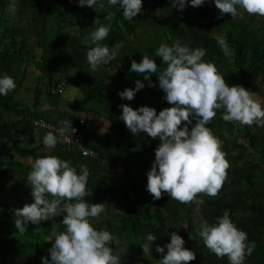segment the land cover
Wrapping results in <instances>:
<instances>
[{
  "label": "trees",
  "instance_id": "trees-1",
  "mask_svg": "<svg viewBox=\"0 0 264 264\" xmlns=\"http://www.w3.org/2000/svg\"><path fill=\"white\" fill-rule=\"evenodd\" d=\"M11 2L0 0V78L7 75L16 85L6 96L0 95V183L7 182L8 175L15 172H23L27 180L32 165L20 159L54 155L69 161L77 174L81 173V166L88 170V195L84 200L105 205V212L101 213L105 217L97 225L91 224L97 230H107L125 239L128 251L121 264H160L167 248L165 253H159L155 247L170 242L172 232L184 239L185 248L196 253V259L189 264H229L227 257L217 258L204 245L193 220L192 204H181L167 193L154 200L146 190V181L142 182L140 176L151 168L160 140L143 132L134 136L119 118L120 105L127 104L133 109L149 106L157 113L172 106L159 87V71L151 75L155 87H150L144 76L131 72L130 67L132 60L140 62L143 56H148L154 59L158 70H163L166 65L156 56V51L161 44L172 46L176 41L190 49H205L202 60L214 64L229 86L238 84L264 97V17L248 14L239 6L235 17L221 14L214 0H204L198 7L186 3L182 11L173 7L171 0H142V11L133 20H125L119 5L111 6L107 0H98L105 7L95 9L79 6L78 0H17L13 14L19 20L13 24L4 16ZM99 26H110L109 35L101 43L118 51L121 58V64L113 72L107 71L105 77L90 70L87 51L94 45L82 43ZM139 35L144 41L133 40ZM215 35H226L230 55H224ZM36 49L41 50L39 56ZM29 63L35 64L41 77L50 71L52 74L54 67L67 75L68 83L81 89L95 103L84 108L106 117L109 136L96 141L87 139L85 120L80 123V117L73 111L58 108V97L64 90L61 93L51 90L60 82L59 78L46 81V95L42 88H37L31 106H20L13 94L23 85ZM114 65L116 58L105 64L108 70ZM106 79L112 81L111 87L105 85ZM136 80L142 81L144 88L132 100L121 99L118 93L134 88ZM43 94L51 98L53 105L47 110L39 108ZM98 105L101 114L96 112ZM221 115L222 110H217L216 117L206 127L220 141L230 167L216 197L198 196L204 200L201 215L213 225L217 217L227 214L247 234V243L254 246L244 264H264V126L225 122ZM32 118H42L58 127L70 120L72 126L79 128L85 145L96 150L98 157L84 158L76 149H64L58 142L49 152L28 146L25 140L31 139L35 129L55 135L51 130L33 126ZM195 122L192 118V123L187 125L189 130ZM237 134L240 140H236ZM118 166L122 167V181L114 185L108 177ZM20 191L19 208L34 202L28 183ZM46 198L52 199L50 195ZM117 205L120 212L112 210ZM14 216L9 204L0 202V264H42V257L50 260L51 241L47 243L46 238L54 240L53 232L66 230L62 224L64 213L39 225L29 222L23 233L16 230ZM148 234L156 239L151 255L145 256L140 246L146 243Z\"/></svg>",
  "mask_w": 264,
  "mask_h": 264
},
{
  "label": "clouds",
  "instance_id": "clouds-1",
  "mask_svg": "<svg viewBox=\"0 0 264 264\" xmlns=\"http://www.w3.org/2000/svg\"><path fill=\"white\" fill-rule=\"evenodd\" d=\"M111 6L119 5L125 20H133L142 11V0H107ZM173 7L183 10L186 3L192 7L201 6L204 0H171ZM221 14L237 16V6L248 14L264 17V0H214ZM79 6L87 5L95 9L104 8L98 0H78ZM10 11L17 10V0H12ZM110 26H99L82 43L94 45L87 51V61L91 72L98 66L108 64L117 57L115 50H110L101 42L109 35ZM214 39L225 56L230 55L226 35H215ZM206 50L190 49L179 41L172 46L161 44L156 56L166 65L158 70L154 59L143 56L140 62L131 61V72L144 76L150 87H155L150 77L157 75L159 87L165 93L166 101L172 105L158 113L155 108L140 106L133 109L127 104L120 105V119L135 136L141 132L149 137L159 138L160 144L155 149V160L147 173L146 190L154 200L167 193L169 198L181 204L204 203L198 199L201 194L216 197L227 178L230 167L221 151L220 141L212 134L209 127L216 117L217 110H222L221 119L225 122L241 125L264 126V108L253 98L252 92L241 85L229 86L219 74L214 64L204 62ZM144 83L135 81L134 88H125L118 95L121 99L132 100ZM16 87L13 78L5 75L0 78V95H7ZM195 118V125L189 130L188 124ZM182 122L184 126L181 127ZM64 125L71 133L76 129L70 120ZM64 129L60 132L63 134ZM44 145L55 148L57 137L49 132L43 138ZM27 183L31 186L33 203H26L15 209L16 230L23 233L29 222L39 225L41 221L64 213L62 224L65 231L53 232L54 240L48 249L50 260L42 257V264H121L119 256L113 254L110 242L113 236L107 230L95 229L90 220L98 219L105 212L104 203H89L84 200L88 195L87 182L89 172L81 166L77 174L69 161L56 156L36 158ZM92 194V193H91ZM51 196L49 200L46 197ZM198 235L204 245L217 258L227 257L229 264H244L247 255H251L254 246L247 243V234L238 229L227 214L217 217V223L210 225L202 222ZM156 236L148 234L142 246L145 256L151 255ZM184 239L176 232L170 234V242L164 247L156 245L159 253L167 252L160 259V264H189L196 259V253L184 247Z\"/></svg>",
  "mask_w": 264,
  "mask_h": 264
},
{
  "label": "rangeland",
  "instance_id": "rangeland-1",
  "mask_svg": "<svg viewBox=\"0 0 264 264\" xmlns=\"http://www.w3.org/2000/svg\"><path fill=\"white\" fill-rule=\"evenodd\" d=\"M16 15L13 14L10 11V9H7L4 12V16L6 18L8 17V20H11V22L13 24H15L19 20V17H17ZM22 23H23V21H22ZM49 24H50V22H49ZM50 30H51L50 34H52V29H50ZM139 39L144 41V37H140V35L137 36L136 38H133V40H135V41L139 40ZM119 47H120V45H119ZM40 52H41L40 49H36L37 56H39ZM116 53H117L116 65H114V67L109 68V70H108V68H106L105 64L100 65L99 68L97 69V73H96L97 75L104 76L107 73V71L108 72H113L121 64V61H120L121 58L119 57L118 51ZM60 75H61V72L59 70H57L56 67H54V71H53L52 74H51V71H50L47 75L41 77L40 71L38 70V68H36L35 64H33V63L27 64V70L25 72V79H24V82H23V86H21L18 89L16 94H13L14 95L13 99L14 100H16V98L19 99L21 101V102H19L20 106H23V107L27 106V105L31 106V104L33 102V96H34L35 90L37 88H42L43 91H44V94L46 95V93H45V90H46V87H47L46 81L49 80L50 78L55 79L57 76H60ZM62 76L65 77V78H63V80L65 81V86H64V89H63L64 90L63 93H61L60 96L58 97V102H60L62 104V106L67 107V109H66L67 111H70L69 110L70 108L75 109L73 114L75 116L79 117V115H78L79 113L78 112H79V110L81 109L82 106L83 107H87L89 104H94L95 105V103L90 102L91 100H89L87 98L86 94L83 93L81 89H79L75 85H72V84L68 83L67 82L68 77H66L67 75H65V74L63 75L62 74ZM111 82H110L109 79H106V81H104V83L107 86V88L111 87V84H112ZM44 94H43V97H45ZM252 94H253V98L256 99L258 102H260L262 108H264V97H262L260 95H257L254 92H252ZM96 112H98L100 114L102 113V110L100 109V107H99L98 110H96ZM99 116H103V118H104L103 119L102 117H99V120H102L103 122L107 120L106 117L103 114H101ZM39 133H42V131L41 132H37L36 134H39ZM236 138H237L236 140H240V137H239L238 134H237ZM50 150H48V151H50ZM21 160H24V162H27L26 159H21ZM29 160L30 161H34L32 158L29 159ZM149 170H150V168H148L146 170V172L140 176V180L142 182L146 181V185H147V173H148ZM121 172H122V167L118 166L116 168V170L109 175V177H108L109 182L111 184H114V185H119L121 183V181H122ZM16 174L17 175H23L24 173L19 174V173L16 172ZM16 174H12L11 173V175H8L7 180H10V183H8L7 185H5V184L4 185H2V184L0 185V199L2 201H4V202L7 201V203L10 206V209L12 210V212L14 214H15V209L19 208L20 202H21L20 201L21 200V193L20 192H18L19 198L13 199L11 196H9V195H11L10 192L13 191L14 188H16L17 180L14 177ZM16 190H19V189H16ZM142 191H144V190H142ZM201 196H206V195L201 194ZM192 205H193V208H194L193 220L196 223V225L198 227H200L201 223L205 221L204 218L201 215V208L202 207H201V205L198 206L196 203H192ZM112 210H115L116 212L117 211L120 212L121 211V207H120V205H117V206H114L112 208ZM104 217H105V215L102 214V215H100V217L98 219H91L90 222L92 224L97 225L99 223V221H101ZM14 219L16 220L17 217L14 216ZM112 236H113V240L110 242L109 246L112 247L113 254L116 255V256H119L120 260H122L126 256L127 251H128V247L126 246V241H125V239L122 236H117V237L115 235H112ZM47 239L48 238H46V240ZM46 242L49 243L50 241H46ZM51 244H52V242L49 243L50 246H51ZM40 245L42 246L43 244L40 243ZM40 258H41V256H40ZM12 260L17 263L16 259H12ZM133 264H140V263H133ZM141 264H143V263H141Z\"/></svg>",
  "mask_w": 264,
  "mask_h": 264
},
{
  "label": "crops",
  "instance_id": "crops-1",
  "mask_svg": "<svg viewBox=\"0 0 264 264\" xmlns=\"http://www.w3.org/2000/svg\"><path fill=\"white\" fill-rule=\"evenodd\" d=\"M98 68H99V66H98ZM61 76H62V74L60 76H57L56 78H59V81H63V78H65V77L60 78ZM95 76H96V74H95ZM97 76H99V75H97ZM63 82L65 83V81H63ZM40 99H41L40 100V104H39V108L40 109L47 110L48 108H51L53 106L52 103H51V98L50 97H43L42 96ZM17 100L20 101L19 99H17ZM57 106H58L59 109H62V110L63 109L66 110L67 109V107L62 106V104L60 102H58V105ZM97 107L98 108H95L96 110L99 109L100 105H98ZM69 110L70 111H73V112L75 111L72 108H70ZM78 113H79L78 115L80 117V120H83V123H84V120H85L86 130H87V132H86L87 139L89 138V139H92V141H96V140H99L100 137L105 138L106 136H109L110 131H109V122H108V120L105 119L106 121H104V122L102 120H99V117H102L103 118V116H99V115L95 114L92 111L86 110L84 107H83L82 110H79ZM37 132H39V130H36L35 129L34 132H33V136L29 140L26 139L25 140V144H27L28 146H38L39 147V151L49 152L48 150H50V149L47 148L44 145V143H43V138L45 137L46 133H43L42 132V133L36 134ZM24 159H26L27 162H24V160H21V159L20 160L24 164L32 165L33 161H30L29 160L30 158H24ZM17 173L22 174L23 172L22 173L21 172H17ZM12 174H16V172L15 173H12ZM23 175H17L16 174L14 176L16 178V180H17L16 188H14L13 191L10 192L11 195H9L13 199L19 198L18 192H20V193L22 192V191H20V188L23 187V186H25L27 184V180H26V178L24 179ZM8 183H10V180H8L7 182H2V183H0V185L1 184L2 185H4V184L7 185ZM16 189H19V190H16ZM0 202L7 203V201L4 202L2 200Z\"/></svg>",
  "mask_w": 264,
  "mask_h": 264
},
{
  "label": "built area",
  "instance_id": "built-area-1",
  "mask_svg": "<svg viewBox=\"0 0 264 264\" xmlns=\"http://www.w3.org/2000/svg\"><path fill=\"white\" fill-rule=\"evenodd\" d=\"M62 90V84L58 83L56 87L52 88L51 91L53 93H61ZM82 122L83 120H80V123ZM31 123L36 128L53 131L55 133V136L57 137L58 144H60L64 149L74 148L79 151L83 157L86 158H96L98 156L96 150L85 145L82 134L77 126H72L76 129V131L71 133L70 128H66L65 125L58 127L45 121L42 118H32ZM61 129H64L63 134H61L60 132Z\"/></svg>",
  "mask_w": 264,
  "mask_h": 264
},
{
  "label": "bare ground",
  "instance_id": "bare-ground-1",
  "mask_svg": "<svg viewBox=\"0 0 264 264\" xmlns=\"http://www.w3.org/2000/svg\"><path fill=\"white\" fill-rule=\"evenodd\" d=\"M59 83H61L62 84V87H63V89H64V86H65V83L63 82V81H60ZM63 91V90H62ZM83 123V122H82ZM97 152V151H96ZM98 154V153H97ZM98 157V156H97ZM96 157V158H97ZM84 158H86V157H84Z\"/></svg>",
  "mask_w": 264,
  "mask_h": 264
}]
</instances>
